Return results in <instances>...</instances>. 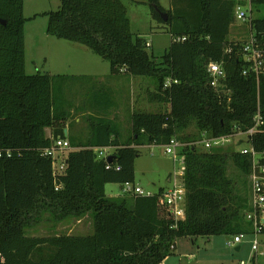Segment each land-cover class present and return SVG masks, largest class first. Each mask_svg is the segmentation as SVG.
<instances>
[{
  "label": "trees",
  "instance_id": "obj_1",
  "mask_svg": "<svg viewBox=\"0 0 264 264\" xmlns=\"http://www.w3.org/2000/svg\"><path fill=\"white\" fill-rule=\"evenodd\" d=\"M239 3L169 0L164 9L160 0H147L152 20L172 38L158 61L147 52V42L132 34L121 0H60L56 11L45 13L47 35L88 48L109 63L111 76L154 80L149 101L168 110L133 112L130 138L121 143L118 131L102 120L89 122L86 142L65 137L69 114L53 94V82L63 80L25 73L23 0H0L5 22L0 23V264H163L181 237L253 233L251 225L249 230L242 224L248 196L233 190L226 173L230 159L246 180L249 159L237 151L196 145L179 150L183 220L174 219L163 189L150 196L105 194L106 184L134 182L136 147L165 146L171 139L190 144L246 131L258 108L264 121V78L257 83L253 75L242 74L243 42L227 38ZM155 7L167 14L166 21ZM260 8L264 0H255L256 12ZM250 25L257 37L264 36V17H253ZM210 62L224 70L225 90L211 86ZM190 126L197 135H183ZM259 130L252 137L256 150L264 148V124ZM53 140H66L71 148L57 176L52 159L42 153ZM108 147L114 148L111 163L93 150ZM84 216L91 219L90 234L27 235L41 220L54 226Z\"/></svg>",
  "mask_w": 264,
  "mask_h": 264
},
{
  "label": "rangeland",
  "instance_id": "obj_2",
  "mask_svg": "<svg viewBox=\"0 0 264 264\" xmlns=\"http://www.w3.org/2000/svg\"><path fill=\"white\" fill-rule=\"evenodd\" d=\"M121 2L126 8L128 19H130L132 34L145 40L150 46L147 47V52L153 55L157 61L160 60L171 43V36L160 24L152 20L148 4L136 3L133 0H121ZM160 5L164 9H168L169 0H160ZM59 7L60 0H23V17L25 18L23 30L24 71L28 75L48 73L50 75L75 76L74 79L53 82V94L69 114L65 125V137L86 142L89 134V122L101 117L115 120L113 124L120 135V142H123L128 130L129 110L147 113L168 110L166 104L149 101V95L155 90L152 78L133 77L136 79L135 93L130 97L131 105H129V98L123 89L124 84L119 79L111 78L108 75L110 66L107 61L82 45L47 35L48 18L45 13L56 11ZM252 13L253 17H264L263 8L256 12L253 6ZM247 34L246 24L235 20L227 38L228 41L243 42ZM86 75L97 76L103 80L97 81L96 89L91 90L87 87L89 81L86 80L91 77H85ZM95 95H97V99L108 100L110 105L106 104L100 108L93 107L90 102L95 99ZM112 102L113 104H111ZM94 108L96 112L92 110ZM47 135H50V130H47ZM183 135L195 136L197 130L194 126H190ZM244 139V136L233 138L229 144L223 147V150L238 151L244 143L240 140ZM196 146L202 148L199 141L196 142ZM136 148L139 155L134 161V182L130 186L139 187L144 193L156 194L160 189L171 188L172 181L170 182V179L172 180L174 176L178 182H182L183 162L179 160V154L176 153L177 159L174 161L172 154H166L165 146L142 145ZM111 151L109 150L110 153ZM66 155V152L57 153L56 158L61 161L66 158ZM226 173L233 190L241 196H248L247 179L245 180L230 159L227 162ZM122 186L121 184H106V196L111 198L125 196ZM90 221V217L87 216L78 226L75 224L76 221L71 218L52 226L51 223L41 220L27 230V235L41 237L82 235L76 228L84 231L86 224ZM244 223L247 225L245 226ZM242 224L251 230L249 226L251 224L246 218H243ZM251 231L253 232V229ZM243 235L242 242L233 246L228 245L233 240V235L197 237L194 241L187 237H181L175 241L163 264H240L242 261L247 263L251 258V244L255 235L254 233H243ZM257 239L260 240L259 249L261 251L264 248V231L262 234H258ZM237 247H239L238 251ZM255 262L264 264V255L257 256Z\"/></svg>",
  "mask_w": 264,
  "mask_h": 264
},
{
  "label": "built area",
  "instance_id": "obj_3",
  "mask_svg": "<svg viewBox=\"0 0 264 264\" xmlns=\"http://www.w3.org/2000/svg\"><path fill=\"white\" fill-rule=\"evenodd\" d=\"M255 0H242V3L237 4L234 8L235 20L247 25L248 34L242 44V58L244 61V69L242 70L243 75L251 74L258 83L264 78V36L261 38L257 37L251 31L250 22L253 18V6ZM147 46L149 44L147 43ZM227 51H230L228 49ZM206 72L211 78V86L225 90L221 80L225 78V72L222 67L217 64L210 62L207 64ZM254 125L246 131L237 130L229 135L220 137L203 138L199 141L203 149H210L213 147L223 148L226 144H229L233 138L244 136L243 145L237 151L241 155L246 156L249 159V170L246 176L248 184V210L244 214V218L251 224L255 239L251 244V258L249 261L240 262V264H252V259L257 256L264 255V248L260 251L259 244L260 240L257 239L258 234H262L264 230V148L256 150L252 145V137L260 132L259 127L264 124L263 118L260 114L259 108L253 116ZM241 143V142H240ZM196 145V143L183 144L176 139H171L170 142L165 145L166 154H172L174 161L177 159L176 153L186 146ZM70 145L66 140H53L52 145L45 149L42 153L44 156H49L52 159V168L54 176L62 174L65 169V160L63 158L58 161L56 158L57 153L69 151ZM114 148H94V152L97 158H103L104 160L110 156L109 150ZM179 160L183 162L182 157L179 155ZM183 164V163H182ZM106 168H109L108 166ZM172 187L164 191L165 205L170 208L173 212L174 219L183 220L185 217V188L183 182H178L176 177L171 180ZM123 194H130L136 196H150L152 194L144 193L139 187L130 186V184H124L122 186ZM244 239L243 233L236 234L233 240L228 243L229 246L239 245Z\"/></svg>",
  "mask_w": 264,
  "mask_h": 264
},
{
  "label": "crops",
  "instance_id": "obj_4",
  "mask_svg": "<svg viewBox=\"0 0 264 264\" xmlns=\"http://www.w3.org/2000/svg\"><path fill=\"white\" fill-rule=\"evenodd\" d=\"M133 1H136V3H146L147 4V0H144V1H137V0H133ZM146 1V2H145ZM127 12V11H126ZM129 21H130V19H129ZM131 25V24H130ZM108 75H110V74H108ZM52 76H60V79L59 80H67V79H70V78H72V79H74L75 78V76H67V75H52ZM84 76V75H83ZM85 77H91V78H89V80H88V78H86V80L87 81H89V84H87V87H89V89L91 88V90L92 89H96L95 87H97V81H102L103 79H99L97 76H93V75H91V76H89V75H86ZM110 77L111 78H116V79H119V81L120 82H122L123 84H124V87H123V89L126 91V93H127V97L129 98V105H131V101H130V97L132 96V94L133 93H135V89H134V83H135V80L136 79H134L133 77H131V76H128V75H124V74H122V73H120V74H118V75H110ZM77 78V77H76ZM105 78H107V77H105ZM98 89V88H97ZM133 89H134V91H133ZM113 91H114V89H113ZM96 96L97 95H95V99L94 100H92L91 102H90V104L93 106V107H95V108H100V107H102V106H105L106 104L107 105H110V102L108 101V100H101V98L99 99H97L96 98ZM111 104H113V102L111 103ZM95 108L94 109H92V110H94L95 111ZM96 112V111H95ZM134 111H131V110H129V115L127 116V120H128V124H127V127H128V130H127V132H126V134H125V138H124V141L123 142H126V140H128L129 138H130V135H131V132H130V115L133 113ZM86 114L88 115V113H87V111H86ZM96 119V121H98V120H102V121H105L106 123H109V124H111V128L112 129H116V127H115V125L113 124V122L115 121V120H113V119H103V118H101V117H97V118H95ZM113 120V121H112ZM126 127V128H127ZM119 133H118V140H119ZM120 141V140H119ZM122 143V142H121ZM113 151H114V149L111 151V153L110 154H112L113 153ZM163 190H168V189H163ZM153 195V194H152ZM87 216H84V217H82V218H80V219H73V220H75L76 221V223L75 224H77L78 226L79 225H81L82 223H83V220L86 218ZM76 230L78 231V232H81L82 233V235H72V236H84V235H87V234H90V231H91V221H90V223H87L86 224V226H85V229H84V231H82L80 228H76ZM76 231V232H77ZM71 235V234H70ZM239 248V247H238Z\"/></svg>",
  "mask_w": 264,
  "mask_h": 264
},
{
  "label": "water",
  "instance_id": "obj_5",
  "mask_svg": "<svg viewBox=\"0 0 264 264\" xmlns=\"http://www.w3.org/2000/svg\"><path fill=\"white\" fill-rule=\"evenodd\" d=\"M155 10L158 12L160 18H161L163 21H166V20H167V14H166L165 12L159 10V9L156 8V7H155ZM0 23L3 24V25L5 24V22L2 21V20H0ZM222 89H224V88H222ZM112 159H113L112 156H108L107 159H106V162H107V163H111V162H112ZM236 250L238 251L239 248L237 247Z\"/></svg>",
  "mask_w": 264,
  "mask_h": 264
}]
</instances>
